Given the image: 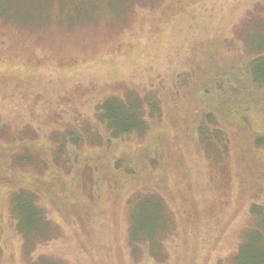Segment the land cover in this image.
Masks as SVG:
<instances>
[{"label":"rangeland","instance_id":"1","mask_svg":"<svg viewBox=\"0 0 264 264\" xmlns=\"http://www.w3.org/2000/svg\"><path fill=\"white\" fill-rule=\"evenodd\" d=\"M0 10L40 22L0 21V264H230L250 207L264 210V92L246 68L264 47V0H0ZM127 97L146 106L147 128L108 140L97 107ZM205 112L223 133L216 156L197 139ZM18 186L38 193L53 225L31 256L9 215ZM137 192L167 206L155 246L130 242Z\"/></svg>","mask_w":264,"mask_h":264},{"label":"trees","instance_id":"2","mask_svg":"<svg viewBox=\"0 0 264 264\" xmlns=\"http://www.w3.org/2000/svg\"><path fill=\"white\" fill-rule=\"evenodd\" d=\"M50 5L51 3L47 5L42 16L44 20L50 13ZM0 21L28 27V29L35 28L40 23L38 22L37 25L33 26L22 25V23L12 21L11 18L5 16L2 10H0ZM253 53L255 55L251 57L246 65L249 83L264 92V47ZM130 99L129 97H127V100L111 98L98 105L96 122L104 128L108 135V140L121 139L134 133L143 134L146 130V106L138 101L136 105H130ZM214 119L215 116L211 112L203 114L197 126V139L206 155L212 154L216 156L217 151L215 149L222 145L225 146V144L222 130L218 129L214 132L210 129L212 124L215 123ZM68 133L71 144L78 145V143L83 141L82 136L77 135L76 132L70 131ZM96 141L98 140L96 139ZM258 142L264 144V139L259 138ZM60 149H63L62 142L58 147V151ZM219 156L218 154L217 157ZM24 158L25 155H22L23 160ZM29 159L32 160V157H29ZM37 198L38 193L26 186L14 188L8 198L10 218L29 256H31L32 249L39 243L48 240L53 234V225L48 220ZM127 204L131 244L141 241L142 243H147V247L157 245L159 242L158 238L168 228L165 202L155 194L147 195L137 192L135 196L128 199ZM250 212L252 226L247 227L243 232L238 249L230 264H264V210L259 206H251ZM154 252L155 248L153 247L152 253ZM36 261H40V259L38 258ZM41 261L50 260L41 258Z\"/></svg>","mask_w":264,"mask_h":264}]
</instances>
